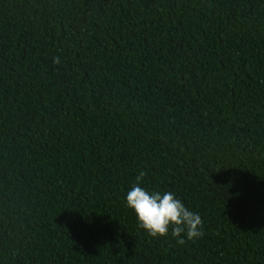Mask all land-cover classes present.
<instances>
[{"label": "trees", "instance_id": "1", "mask_svg": "<svg viewBox=\"0 0 264 264\" xmlns=\"http://www.w3.org/2000/svg\"><path fill=\"white\" fill-rule=\"evenodd\" d=\"M0 264H264V0H0Z\"/></svg>", "mask_w": 264, "mask_h": 264}, {"label": "clouds", "instance_id": "2", "mask_svg": "<svg viewBox=\"0 0 264 264\" xmlns=\"http://www.w3.org/2000/svg\"><path fill=\"white\" fill-rule=\"evenodd\" d=\"M59 64L60 58L54 57ZM146 173L140 171L136 183L126 194V206L136 214L138 226L152 237L171 235L178 244L194 241L203 236V220L189 210L172 192H149L140 186Z\"/></svg>", "mask_w": 264, "mask_h": 264}]
</instances>
